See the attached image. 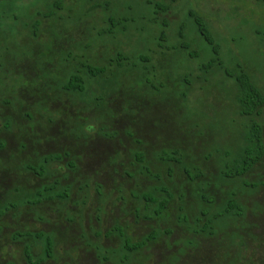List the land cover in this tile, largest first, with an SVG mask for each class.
I'll use <instances>...</instances> for the list:
<instances>
[{
  "label": "rangeland",
  "instance_id": "374dc122",
  "mask_svg": "<svg viewBox=\"0 0 264 264\" xmlns=\"http://www.w3.org/2000/svg\"><path fill=\"white\" fill-rule=\"evenodd\" d=\"M55 1L0 0V38L17 34L16 28L26 36V41L21 42L26 56L19 51L0 61V116L9 109L2 103L4 98L17 96L24 103L26 92L37 93L22 86L25 76L28 82L35 81L32 67L39 71L43 68L40 59L43 48L39 46L44 44V50L48 48L54 54L59 67L61 55L70 49L81 56L82 62L107 66L119 50L137 58L148 48L152 56L149 65L155 70L145 77L149 83L146 84L139 71L109 67L106 75L89 81L85 98L76 96L75 104L73 98L47 102L42 107L47 108L48 115L40 112L44 118L35 112L37 124L44 128L41 132L59 142L75 138L70 137L64 124H74L69 127L74 129L78 123H84V133L78 131L84 140L71 144L73 156L81 164L69 200L63 201L56 212L53 203L35 209L48 220L47 224L38 223L36 211L33 214L30 209L24 210L22 222L0 219V264H28L24 256L26 241L17 243L12 239L15 232L26 229L56 232L54 257L42 264H119L116 258L108 261L102 258L104 251L110 255L120 253L122 244L118 235L106 236L117 225L124 226L133 241L154 230L162 232L154 242L133 254L129 264H264V158L244 177L259 185L258 188L244 191L239 187L237 191V198L245 208L244 217L225 220L220 228L216 225L214 236L197 235L189 229L195 227L194 211L199 212L202 203L196 193L198 184H211L209 195L215 198L216 206L226 198L221 190L228 188L218 187L221 160L226 153L234 156L238 152L242 145L240 136L248 123L238 115L235 82L225 69L231 74L243 70L264 94V0H177L175 10L158 16L162 18L156 24L152 6L148 4L154 0H64L60 18L44 20L40 38L33 41L30 26L36 13L48 12ZM156 1L167 4L171 0ZM191 11L209 25L220 46L218 57L198 33L189 15ZM110 18L118 25L105 35L104 31L112 27ZM164 18L169 26L164 25ZM183 25L186 30L182 40L177 32ZM48 35L54 38L52 44ZM182 41L190 43L189 50L179 48ZM213 58H218L219 63L210 66L206 73L202 67ZM136 64L143 68L141 62ZM101 97L105 100L98 107L95 99ZM28 99L31 102L32 97ZM11 109L10 114L16 119L10 128L15 130V140L20 125L27 123L19 107ZM50 117L55 123L47 121ZM261 120L264 122V112ZM31 123L36 124L33 120ZM88 127L92 129L89 131ZM102 129L119 134L104 139L100 137ZM129 131L137 132L139 139L148 138L146 144L156 145L153 153L162 148H179L190 174L204 175L196 183L188 184V176L180 166L172 165L173 177H169L167 170L152 160L153 172L160 173L175 193L162 219H146L142 204L133 196L159 182L142 176L137 173L140 167L130 165L133 159L127 153L131 146L126 137ZM85 138L93 139L92 144H87ZM13 153L19 159L29 156L18 149ZM25 180L22 177L15 185L26 189L37 184L31 180L29 186ZM181 208L191 219L189 225L179 219ZM168 231L172 233L167 234ZM29 243L34 256H40L41 244Z\"/></svg>",
  "mask_w": 264,
  "mask_h": 264
},
{
  "label": "trees",
  "instance_id": "16d2710c",
  "mask_svg": "<svg viewBox=\"0 0 264 264\" xmlns=\"http://www.w3.org/2000/svg\"><path fill=\"white\" fill-rule=\"evenodd\" d=\"M63 1L64 0H56L53 2L51 9L46 13H36L37 17H35L34 22H32L30 26L32 30V34H30V36L33 41H35L34 39L38 41L40 38V26L44 20H50L54 17L60 18L59 11L63 10ZM175 1L177 0H171L166 4L162 1L154 0L153 2L148 3L153 9L152 19L154 24L161 20L162 17L160 18L158 16H165L167 14L169 15V13L173 10ZM189 15L193 19L195 27L200 36L211 47L212 53L218 57L220 46L215 42L206 20L193 11H191ZM109 20L112 23L113 19L110 18ZM163 23L165 26H169V23L165 18ZM115 24L118 25V23ZM111 25V28L104 31L105 35L108 34V31H110V33L114 31L116 25L113 23ZM16 29L18 33L11 35L12 37L5 35L0 38V61L6 57H9L11 53L19 51H21L22 56H26V51L21 50V42L24 39L26 41V36L20 33L19 28ZM22 29L26 30V22ZM185 30L186 27L183 25L177 32V36L182 40L184 39L183 33ZM163 34H165V32H163ZM48 36V41H51L52 44V42H54V38H52L50 35ZM113 38H115V36H113ZM45 47L46 44L39 46V48H43L42 53H40V59L44 65L43 68H41V71H39L37 67H32V72L36 75L35 81L30 83L27 80L28 76H25V82L22 86V89H25L26 87L28 90L31 87L32 89H35L37 93L26 92V101L24 103H21L20 98L15 96V94V97L11 99L4 98V101H2L5 105L9 106V109L15 108L17 106L22 112L25 109L34 111L33 113L32 111H29V113L32 115L33 121L36 123L37 119H35V112L37 114L39 113L38 116H41V118H44V114L48 115L47 108L42 107L47 104V102H57L56 100L63 98H73V104H75L77 98L76 96L85 98L84 95L88 90L89 81L98 78L100 79V77L106 75L109 71V67L117 66L116 68L120 70L127 69L130 71H139V73H141V78L144 76V78H142L143 80L145 77H149L151 74H153L155 70L153 66L149 65L152 62V56H150L149 53L151 52V49L148 48H146V53L141 54L139 57L137 56V58H135L136 55L130 56L118 49L119 51L116 52L115 58L110 60L107 66H97L90 64L89 62H82L79 60V57L81 56H78L74 51H72V49H70L66 52H63L65 54L61 55V65L59 67L58 62L54 59V54L48 48L44 50ZM190 47V43L186 41H182L179 44V48L184 51L189 50ZM136 61L141 62L143 64V68L138 67ZM217 63H219L218 58H213L207 66L202 67V70L208 73L212 68L210 66ZM225 73L235 82V104L238 115L247 120L248 123L240 136L242 145L238 149V152L234 156H231L230 153H226L224 159L221 160L222 162L220 167L222 169L220 170L218 177V187L222 185L223 187L228 188V190H221V192L223 191V193L226 194V198L218 206H216L217 204L215 198H212L209 195V187L211 184L208 182H202L196 186V193L200 195L202 203L199 206V212L194 211V215H196L194 222L195 227L189 226V229H191L197 235L204 234L208 236H214L217 234L215 229L216 225L219 227L220 223L225 220L235 221L245 216V208L237 198V191L239 190V187L240 190L244 191L248 189L252 191L258 188L259 185L251 184L246 179H244V177H246L264 158V122L261 120L264 112V94L259 89L254 80L250 77V75H248L243 70L238 74H231L225 69ZM145 83L149 84L146 79ZM183 96L185 97V95ZM28 97H32L31 102L28 101L30 100ZM8 100H11V102ZM104 100V97L96 98L95 101L98 102L96 103L97 106L99 107V102H104ZM17 101L20 102L18 105ZM41 107L42 109L39 110ZM41 111L46 113L41 114ZM49 119L52 118L50 117ZM77 127L78 131L84 133L82 131L83 127H81V125ZM118 134L119 133L117 132L109 133L105 129H102L100 132V137L104 139H110L112 137L116 138ZM136 134L137 132L134 133L131 131L126 133V137L129 139L127 140V144H131V146H129L127 149V153L133 159L130 165L140 167L138 170L139 172L137 173H140L142 176H147L150 179L152 178L159 182V184L152 189L141 190L138 194H133V196L142 204L143 211H145L144 217L146 219H162L165 217L175 193L171 187L164 183L160 173L157 174L153 172L152 166L155 165L152 160L155 159L159 164H161L167 170L166 172L168 173L169 177H173L174 170H172V165L178 167L180 166L179 168L182 173H185V175L188 176V184L196 183L198 180L204 177V175L202 172H199L195 175L190 174L191 171L185 165L183 156L180 155L181 150L179 148H162L159 151L155 150L153 153L154 147L156 145L152 147L153 144H146L145 140H148V138L144 136L145 140L139 139L136 137ZM118 153L119 151H117V154ZM126 173L129 175V171H126ZM132 176L133 175H130V177ZM180 212L181 214L179 219L181 223L184 222L185 224L189 225L191 219L188 213L183 211L182 208L180 209ZM161 233L162 232L159 230H156L155 232H152L143 238L141 241L134 242L127 234L121 231L120 234L122 237V246L120 253L114 252L110 257L104 253L102 254V258L105 261L111 260V258H116L119 264H129L133 254L144 249L146 246H148V243L156 240L161 235ZM45 243V255L42 258L36 259L29 250H25V257L30 264H40L42 261H44L46 256L48 257L51 255L52 242L50 239H47Z\"/></svg>",
  "mask_w": 264,
  "mask_h": 264
},
{
  "label": "flooded vegetation",
  "instance_id": "af4514ba",
  "mask_svg": "<svg viewBox=\"0 0 264 264\" xmlns=\"http://www.w3.org/2000/svg\"><path fill=\"white\" fill-rule=\"evenodd\" d=\"M176 2L177 1H175V3ZM174 6L173 9L175 10ZM8 101L11 102V100ZM11 110L12 109L6 110L0 116L2 118V121L0 120V219L11 218L13 221L20 220L22 222L21 217L22 219L25 218V211L28 209H30V213L34 214L36 211L35 209L39 207L42 209L45 203H53L55 208L54 212H56L63 201L69 200L71 192L74 190V181L76 180L80 163V160L73 156L74 150L71 144H76L75 141H83L84 138L78 133L77 126L81 125V123H78L75 125L74 129L69 128L70 126H74V124L63 125L64 128L68 130L66 131L69 133L70 137L72 139L75 137V141L65 140L64 142H59L58 140H54V138L47 136L46 132H41L44 131V128H41L37 123H31V120H33L32 115L26 109L25 112L23 110V113L27 117V124L25 126L20 125L19 128H21V132L18 130V137L14 140L13 133L15 130L13 131V129L10 128L16 119L10 114ZM71 112L73 113V111ZM47 121L51 124L55 123L53 119L48 118ZM86 121H88V119H86ZM3 124H8V126L5 128ZM83 125L81 126L83 127ZM91 129L92 128L88 127L89 131ZM61 137L62 136H58V138ZM85 139H87V144H92L93 139ZM15 149L26 152L29 156L25 159L16 158L13 153ZM22 177L24 180L26 179V184L29 186L31 185V180L36 181L37 184H35L33 188L26 187V189L22 188L23 186H16V181H22ZM66 182H68V184ZM35 214L38 215L36 218L38 223L47 224L48 220L42 217L39 212L36 211ZM121 231L127 234L124 226L117 225L106 234V236L109 237L113 233H116L122 244ZM155 231L156 230L153 232ZM166 233L169 234L172 232L168 231ZM130 238L133 240L132 237ZM12 239L17 243L26 241L25 250H29L33 256L34 252L29 242L35 241L41 244L42 251L40 256H34L36 259L42 258L45 255V242L47 239H50L52 242L51 255L48 257L46 256L44 261L40 264L54 257L56 241L58 240L55 231L47 232L45 230H39L31 232L28 229L15 232ZM150 243H148V245ZM104 253L109 257L112 256L109 251L102 252V254ZM26 262L30 264L27 258Z\"/></svg>",
  "mask_w": 264,
  "mask_h": 264
}]
</instances>
